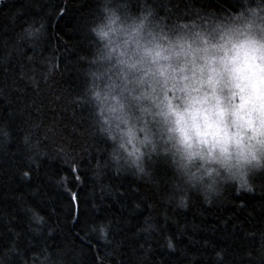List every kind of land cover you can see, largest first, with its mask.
I'll use <instances>...</instances> for the list:
<instances>
[{"label": "trees", "instance_id": "trees-1", "mask_svg": "<svg viewBox=\"0 0 264 264\" xmlns=\"http://www.w3.org/2000/svg\"><path fill=\"white\" fill-rule=\"evenodd\" d=\"M158 3L162 12H188L224 0ZM96 10L97 0H0V259L264 264V173L251 190L228 185L210 203L192 193L180 208L162 164L151 181L94 170L103 142L73 98ZM30 24L43 25L39 39L23 38Z\"/></svg>", "mask_w": 264, "mask_h": 264}, {"label": "clouds", "instance_id": "clouds-1", "mask_svg": "<svg viewBox=\"0 0 264 264\" xmlns=\"http://www.w3.org/2000/svg\"><path fill=\"white\" fill-rule=\"evenodd\" d=\"M86 32L73 103L103 142L95 171L151 181L162 164L180 208L192 193L210 203L264 173V0L188 12L97 0ZM42 34L43 25L23 30L30 41Z\"/></svg>", "mask_w": 264, "mask_h": 264}, {"label": "snow or ice", "instance_id": "snow-or-ice-1", "mask_svg": "<svg viewBox=\"0 0 264 264\" xmlns=\"http://www.w3.org/2000/svg\"><path fill=\"white\" fill-rule=\"evenodd\" d=\"M25 140L27 141V137L25 138ZM24 175H25V176H27V175H28V173H27V172H25V173H24ZM249 190H251V189L249 188ZM73 199H74V200H75V199H78V197H76V196L74 195V196H73ZM35 218H36L37 220H39V219H40V217H38V216H37V217H35ZM100 231H101V234H104V232H105V230H104V228H103V227L100 229ZM168 247H169V248H172V247H173V244H172L171 242H169V243H168Z\"/></svg>", "mask_w": 264, "mask_h": 264}]
</instances>
